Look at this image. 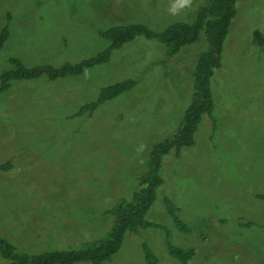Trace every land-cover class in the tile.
Instances as JSON below:
<instances>
[{
    "label": "rangeland",
    "instance_id": "374dc122",
    "mask_svg": "<svg viewBox=\"0 0 264 264\" xmlns=\"http://www.w3.org/2000/svg\"><path fill=\"white\" fill-rule=\"evenodd\" d=\"M206 0H0V75L25 67L78 63L102 52L100 32L140 24L161 32L192 23ZM221 67L210 85L212 119L194 146L161 160L163 179L145 220L102 264H180L166 244L195 254L188 264H264V0H237ZM204 35L172 56L137 36L106 64L81 76L11 83L0 96V237L38 255L80 250L110 229L109 210L132 198L151 147L178 131L191 100ZM126 79L128 93L78 114L100 91ZM165 200L188 233L173 225ZM0 264H6L0 257ZM75 264H87L85 262Z\"/></svg>",
    "mask_w": 264,
    "mask_h": 264
},
{
    "label": "trees",
    "instance_id": "16d2710c",
    "mask_svg": "<svg viewBox=\"0 0 264 264\" xmlns=\"http://www.w3.org/2000/svg\"><path fill=\"white\" fill-rule=\"evenodd\" d=\"M237 0H206L204 6L194 14L192 23H174L161 32H153L140 24L114 26L100 32V37L108 41L107 47L100 53L78 63H63L59 67L50 65L27 68L16 58L10 59L11 67L0 75V96L14 81L34 80L45 76L56 80L67 76H81L87 70L109 62L112 51L133 41L137 36L153 39L163 44L166 55H176L184 46L195 43L200 33L204 35L206 49L196 57L192 71L191 100L185 109L180 127L176 134L151 147L142 175L138 178L132 198L116 202L108 212L111 215L109 231L103 237L89 241L80 250H54L38 255L21 252L10 242L0 237V257L6 264H102L116 254L127 233H136L148 227L160 228L159 225L147 222L145 216L155 200L156 190L163 179L160 174L161 160L170 151L177 153L183 148L194 146V135L203 116L212 119L213 99L210 81L214 72L221 67V55L224 41L230 25L236 16ZM8 38L4 28L0 33V50ZM137 84L133 79H126L117 84L103 88L98 100L83 106L80 115L90 114L98 105L131 91ZM8 164L0 169L5 170ZM258 199L264 200V196ZM168 214L173 225L181 232L188 233L189 228L177 217L176 209L165 200ZM168 255L180 264H188L195 254L192 248L182 249L167 243ZM142 252L145 264H157V259L150 249L143 244Z\"/></svg>",
    "mask_w": 264,
    "mask_h": 264
}]
</instances>
